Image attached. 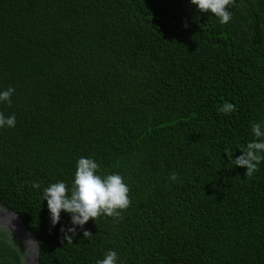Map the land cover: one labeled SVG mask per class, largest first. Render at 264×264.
Returning a JSON list of instances; mask_svg holds the SVG:
<instances>
[{"label":"trees","instance_id":"16d2710c","mask_svg":"<svg viewBox=\"0 0 264 264\" xmlns=\"http://www.w3.org/2000/svg\"><path fill=\"white\" fill-rule=\"evenodd\" d=\"M228 10L221 25L191 0H0V92L15 89L0 113L16 117L0 128V206L33 232L40 264L109 251L117 264H264V160L247 178L225 153L264 130V0ZM81 157L120 174L131 205L68 243L71 215L53 226L43 192L70 190ZM23 257L0 231V264Z\"/></svg>","mask_w":264,"mask_h":264},{"label":"clouds","instance_id":"9594fccd","mask_svg":"<svg viewBox=\"0 0 264 264\" xmlns=\"http://www.w3.org/2000/svg\"><path fill=\"white\" fill-rule=\"evenodd\" d=\"M191 3L196 5L200 12L214 14L220 24L225 25L232 19V13L228 9L236 4V0H191ZM14 93L15 89L12 87L0 92V102H6L10 106ZM234 110L235 106L231 103H225L218 108V112L224 114ZM15 125L14 115L6 118L3 113H0V128L15 127ZM252 132L256 139L249 142L246 149H241L242 155L233 159V153L228 149L225 150L230 164L247 169L245 173L247 178H251L259 170L258 164L264 160V156L259 154L264 152V130L261 124L253 123ZM98 170L99 165L95 160L81 157L78 160L75 179L70 190L63 181L44 189L43 200L47 201L53 226L59 224L62 211L71 215L72 226L60 229L64 234L63 239L68 243L73 242L77 227L84 229L89 220L96 221L102 215L122 218L121 211L128 209L131 205L130 189L123 177L120 174L101 177L97 174ZM169 179L177 181L178 174L172 172ZM32 187L39 188L40 185L33 183ZM83 235L87 239L92 236V233L84 230ZM117 260V253L109 251L103 260L97 261V264H117Z\"/></svg>","mask_w":264,"mask_h":264},{"label":"water","instance_id":"95a60500","mask_svg":"<svg viewBox=\"0 0 264 264\" xmlns=\"http://www.w3.org/2000/svg\"><path fill=\"white\" fill-rule=\"evenodd\" d=\"M0 231L14 234L21 242L24 257L22 264H40V245L20 216L0 206Z\"/></svg>","mask_w":264,"mask_h":264}]
</instances>
